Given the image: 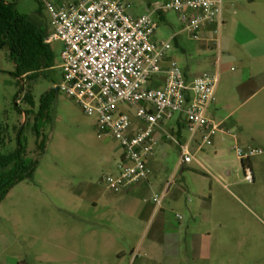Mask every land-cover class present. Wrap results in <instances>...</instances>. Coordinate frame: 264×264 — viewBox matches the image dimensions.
I'll list each match as a JSON object with an SVG mask.
<instances>
[{
	"label": "rangeland",
	"instance_id": "1",
	"mask_svg": "<svg viewBox=\"0 0 264 264\" xmlns=\"http://www.w3.org/2000/svg\"><path fill=\"white\" fill-rule=\"evenodd\" d=\"M5 1L46 33L52 30L44 4L58 0ZM124 2L128 13L137 17L167 0ZM262 2L254 4L263 15L258 22L264 32ZM229 3L233 10H242L250 0ZM156 14H151L157 22L152 39L170 40L179 32L166 58L187 75L216 73L219 56L230 51V45L244 57L243 69L230 60L221 65L216 99L206 113L220 121V131L210 136V144L198 148L200 132L191 144L204 169L194 164L177 169L178 146L169 141L149 161L151 187L109 188L104 177L115 173L123 152L120 142L111 135L99 136L95 119L62 92L50 96L45 115H38L41 94L52 87L51 80L17 84L15 64L0 48V153H12L20 144L25 163H34L31 176L18 181L0 201V264H158L149 261L147 245L160 264H264V86H256L253 78L250 42L222 40L223 31L210 34V40H194L180 31L174 10L163 11L165 21ZM50 46L54 69L49 75L59 82L62 43ZM161 78L155 76V87ZM21 87L23 93L31 88L34 98L27 123L16 109L29 108L23 93L16 102L14 98ZM182 134L186 139L189 132L184 129ZM235 145L259 153L244 164ZM152 161L161 162L155 170ZM168 182L164 209L148 221L154 211L150 197ZM162 213L169 215L165 226L170 231L153 233L162 229ZM146 223L149 230L139 238Z\"/></svg>",
	"mask_w": 264,
	"mask_h": 264
},
{
	"label": "built area",
	"instance_id": "2",
	"mask_svg": "<svg viewBox=\"0 0 264 264\" xmlns=\"http://www.w3.org/2000/svg\"><path fill=\"white\" fill-rule=\"evenodd\" d=\"M52 30L44 42L62 43L61 79L52 89L72 98L96 121L98 135H111L123 149L116 173L106 175L111 189L147 182L152 174L148 158L162 144L175 141L177 168L204 166L191 144L200 132L204 144L220 131V123L206 113L215 102L218 73L187 77L173 59H166L171 41H154L155 9L174 10L180 31L194 40L208 30L220 34L222 0H167L148 14L132 16L124 0H58L45 2ZM161 75V83L155 87ZM182 128L189 132L185 139ZM237 156L247 161L257 150L234 146ZM250 179L249 175L246 176ZM169 182L167 183V188ZM150 199L162 209L166 190ZM178 219H181L178 216Z\"/></svg>",
	"mask_w": 264,
	"mask_h": 264
},
{
	"label": "trees",
	"instance_id": "3",
	"mask_svg": "<svg viewBox=\"0 0 264 264\" xmlns=\"http://www.w3.org/2000/svg\"><path fill=\"white\" fill-rule=\"evenodd\" d=\"M163 11V9H155L154 15L158 13L156 14L157 20L159 18L160 21H165L162 15ZM46 35V31L30 21L25 14L20 13L13 3L0 0V48L8 51L15 64V72L12 75L16 78L17 84L22 86L24 83L39 78L49 79L52 84L56 82L49 75V72L54 69V55L50 44L44 42ZM175 43L178 46V41ZM22 88L15 95V102L23 93ZM54 93L57 92L50 87L41 94L38 113L41 117L45 115L49 105L48 99ZM21 99L28 103L29 108L23 111L17 106L16 109L24 115L25 123H27L28 117L32 113L31 108L34 106L31 88H27ZM36 133L38 136V130ZM19 139L20 134L18 143ZM242 162L246 163L245 160ZM33 164L25 163L20 144L12 153H0V201L18 181L31 176Z\"/></svg>",
	"mask_w": 264,
	"mask_h": 264
},
{
	"label": "crops",
	"instance_id": "4",
	"mask_svg": "<svg viewBox=\"0 0 264 264\" xmlns=\"http://www.w3.org/2000/svg\"><path fill=\"white\" fill-rule=\"evenodd\" d=\"M222 1H223V8H222L221 18L223 21L222 31L224 33L222 40L225 39V41H226L227 39H230L232 41H235V40H239V39H246L247 41L250 42L249 43V45H250L249 49L252 52L250 55L255 60V63L253 65V68H254L253 70H255V71H252L253 75H254L253 78H254L256 86H258V87L260 86V88H262L264 86V38H262V36H263L262 33H264V32L261 29V26L259 25L258 20L262 19L263 15H262L261 11H259L255 7V4H254L255 0H250L249 6L245 7L242 10H240V8L238 10H233L230 3H229V2H231V0H226V2L224 0H222ZM262 3L264 4V0ZM243 34H246V35L248 34L249 36L242 37ZM210 37L211 36H210L209 31L206 29L202 32V38L200 40H202V41L210 40ZM179 43H180V41H178V46H179ZM221 45H222V43H221ZM230 48H232V49H230V51H228L229 49L227 48V50L224 52V54H221V56H219V67H218V71L216 72V73H218V84L216 87V92H217V89L219 86L220 69H221V65L223 62L227 63V62H229V60L235 61V62L239 63V67H241L242 69H243V67L245 68L244 57L241 55L237 56L236 52L233 50V47L231 45H230ZM181 51H184L183 47L181 48ZM166 59H168V58H166ZM220 62H221V64H220ZM231 68L233 69V67H231ZM187 76L189 78L193 77L191 74L187 75ZM209 119L213 121V119H211V118H209ZM216 123H220V121H218ZM184 129L185 128H182V132ZM201 141H202V137H201L199 144H201ZM121 154H120V156H121ZM154 155L155 154H152L151 156H149V158L147 160L148 165H149L150 159H154V157H153ZM157 162L161 163L160 161H157ZM157 162H156V164H157ZM156 164L153 162L152 168L154 170L157 167ZM176 168H177V163H176ZM115 173H116V169H115ZM152 173H153V171H152ZM151 176L147 182H143L139 185L142 188L151 187L152 186ZM132 187H135V186H132ZM132 187H122V188H118V189L122 190L123 188H132ZM165 189H168V187ZM166 192H167V190H166ZM165 201L166 200H164V202ZM153 206H154V211L152 212L148 221L150 220V218L152 219L153 216H155V215L157 216L158 211L164 209V206H162V209H158L155 204ZM126 216H127V214H126ZM168 217H169L168 214L162 213V215H161L162 229H154L155 231H153V233H157L158 231H164V230L170 231L169 228L167 226H165L167 224V221H168L167 218ZM148 226L146 223V225L140 230L139 238L146 236V233H147L146 230L148 231L149 227H150V226L149 227ZM126 232L128 235L130 234L128 229H126ZM151 240L153 241V239H151ZM137 248H139V246H137ZM142 248H143V246L140 244V250ZM145 250H147V251L149 250L148 252H150V254H151L149 261L160 264L158 257L154 256V252L152 251L150 245H147V248H145ZM170 258H173V257L171 256ZM162 263L163 262H161V264Z\"/></svg>",
	"mask_w": 264,
	"mask_h": 264
},
{
	"label": "flooded vegetation",
	"instance_id": "5",
	"mask_svg": "<svg viewBox=\"0 0 264 264\" xmlns=\"http://www.w3.org/2000/svg\"><path fill=\"white\" fill-rule=\"evenodd\" d=\"M250 159L247 160V162H249Z\"/></svg>",
	"mask_w": 264,
	"mask_h": 264
}]
</instances>
